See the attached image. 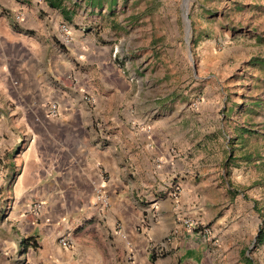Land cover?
Returning <instances> with one entry per match:
<instances>
[{
  "label": "crops",
  "instance_id": "crops-1",
  "mask_svg": "<svg viewBox=\"0 0 264 264\" xmlns=\"http://www.w3.org/2000/svg\"><path fill=\"white\" fill-rule=\"evenodd\" d=\"M158 3L0 0V264H264V34L178 94Z\"/></svg>",
  "mask_w": 264,
  "mask_h": 264
},
{
  "label": "rangeland",
  "instance_id": "rangeland-1",
  "mask_svg": "<svg viewBox=\"0 0 264 264\" xmlns=\"http://www.w3.org/2000/svg\"><path fill=\"white\" fill-rule=\"evenodd\" d=\"M152 1H160L158 9H155V12L160 11L159 18L151 13V9L146 8L142 26L146 35L152 33V42L156 47L154 51L158 55H155L154 60L148 58V55L139 57L138 68L142 74H153L163 79L165 74L171 72V78H176L178 94L184 91L185 85L188 84L189 78L184 75H188L191 69L193 81L196 77L200 79L202 76L212 75L210 70H215V60L210 59L222 48H230L232 56L233 48H236L241 40H249L256 33L264 34V0H144L145 5ZM179 5L181 12L178 10ZM174 10L178 15L176 22L169 18ZM174 36L176 38L173 40ZM218 39H221V43ZM167 49L180 51L174 57L177 68L175 74H172L175 69L173 61L167 55ZM205 56H208L206 64L203 62ZM128 58L130 57L126 53H121L122 62ZM143 59L145 62H142ZM201 66H207L208 72L202 74ZM165 82L168 84V80ZM199 98L197 87L193 90V102L198 103ZM261 202L264 200L258 201V207H262L259 204Z\"/></svg>",
  "mask_w": 264,
  "mask_h": 264
},
{
  "label": "built area",
  "instance_id": "built-area-1",
  "mask_svg": "<svg viewBox=\"0 0 264 264\" xmlns=\"http://www.w3.org/2000/svg\"><path fill=\"white\" fill-rule=\"evenodd\" d=\"M21 14H16V15H7V17L9 19H12L14 21H19L21 20ZM60 33L62 34L63 36V39L64 40H68V37L70 36L69 34V29H68V26L65 25V24H62L60 25ZM117 53V51H116ZM48 114L50 117L52 118H56L58 117V107L56 104H52L48 110ZM97 193H99V191L97 190ZM98 200L101 201V202H105V200L103 198H101V196L99 195L98 196ZM184 226L189 228V229H201V231L206 234L209 229L206 225H202L200 222L196 221V220H192V219H186L184 220L183 222ZM59 243L62 245V246H65V247H69L70 246V242L67 240V239H60L59 240Z\"/></svg>",
  "mask_w": 264,
  "mask_h": 264
},
{
  "label": "water",
  "instance_id": "water-1",
  "mask_svg": "<svg viewBox=\"0 0 264 264\" xmlns=\"http://www.w3.org/2000/svg\"><path fill=\"white\" fill-rule=\"evenodd\" d=\"M186 20H187V22H188V29L190 28V24H189V19H188V14L186 13Z\"/></svg>",
  "mask_w": 264,
  "mask_h": 264
},
{
  "label": "trees",
  "instance_id": "trees-1",
  "mask_svg": "<svg viewBox=\"0 0 264 264\" xmlns=\"http://www.w3.org/2000/svg\"><path fill=\"white\" fill-rule=\"evenodd\" d=\"M260 235H261V231H260V233H259V235H258V239H257V240H258V242H259V240H260V239H259V236H260Z\"/></svg>",
  "mask_w": 264,
  "mask_h": 264
}]
</instances>
